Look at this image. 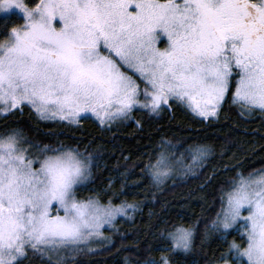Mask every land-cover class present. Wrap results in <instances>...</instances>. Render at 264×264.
Instances as JSON below:
<instances>
[{"label":"snow or ice","instance_id":"6c2138e0","mask_svg":"<svg viewBox=\"0 0 264 264\" xmlns=\"http://www.w3.org/2000/svg\"><path fill=\"white\" fill-rule=\"evenodd\" d=\"M13 9L24 23L0 43L5 113L28 105L42 118L76 123L91 112L104 124L136 106L157 112L171 99L207 118L217 114L230 87L234 101L264 112V0H35L31 7L0 0V13ZM121 68L144 81L143 103L138 84ZM25 143L31 144L15 131L0 137V264L30 257L69 264L67 257L92 251L104 225L133 206L78 201L76 187L91 175L92 158L63 145H31L33 155ZM161 147L142 169L157 189L180 164L174 145ZM187 151L202 165L210 149ZM182 171L195 174L191 165ZM226 196V208L203 233L198 221L174 225L167 250L190 252L196 239L226 233L243 220L246 247L230 245L234 264H264V174H238ZM161 261L169 264L167 257Z\"/></svg>","mask_w":264,"mask_h":264},{"label":"trees","instance_id":"16d2710c","mask_svg":"<svg viewBox=\"0 0 264 264\" xmlns=\"http://www.w3.org/2000/svg\"><path fill=\"white\" fill-rule=\"evenodd\" d=\"M23 2L31 7L35 0ZM21 24L15 13L0 16V43L11 27ZM234 91L230 87L217 114L207 118L175 100L157 112L136 106L126 116L104 124L88 117L76 123L43 122L25 108L0 115V135L19 131L31 142L26 149L33 155L36 149L31 145H63L92 158L91 175L76 187L77 200L133 206L128 219L117 222L115 232H107L112 238L107 253L98 248L77 254L67 257L69 264H142L160 262L161 257H167L170 264L230 260V245L242 241L233 231L214 234L203 242L196 239L187 253L167 250V232L174 225L187 227L198 221L196 227L203 233L205 225L216 220L238 174L248 177L264 170V112H249L248 106L234 101ZM165 142L175 146V160L180 164L157 189L148 184L142 169L150 158L155 162ZM190 146L210 149L202 165L193 164L187 151ZM189 165L195 174L184 176L182 170ZM24 264L41 262L30 257Z\"/></svg>","mask_w":264,"mask_h":264},{"label":"rangeland","instance_id":"374dc122","mask_svg":"<svg viewBox=\"0 0 264 264\" xmlns=\"http://www.w3.org/2000/svg\"><path fill=\"white\" fill-rule=\"evenodd\" d=\"M21 2L22 3H24L23 2V0H21ZM10 13H15V14H17L18 16H20L21 17V20H22V24L24 23V20H23V18H22V13H20L19 12V10H16V9H13L12 10V12H10ZM10 13H0V16H4V15H9ZM21 24V25H22ZM58 26V25H57ZM158 48H160L161 50H163L164 49V47H166V44H164V43H158L157 45H156ZM102 54H104V55H107V51L106 50H103L102 49ZM121 71H124L127 75H129V76H132V78L134 79V81L138 84V86H139V89H140V102L141 103H143V91H144V88H145V83H144V81L142 80V79H139L138 78V76L136 75V74H134L133 73V71L132 70H129V69H126V68H121ZM149 91H150V88H149ZM171 100V99H170ZM240 103H242L243 105H245L244 104V102L243 101H239ZM185 104L187 105V102H185ZM221 104V103H220ZM169 105V104H168ZM164 106V105H163ZM165 106H167V105H165ZM220 106V105H219ZM246 106V105H245ZM138 107H140V106H138ZM28 109L34 116H36L38 119H40V120H42L43 122H53V121H56V120H59V121H66V122H69V121H67V120H60L59 119V117H56V118H42L37 112H36V110L34 109V108H32L31 106H28V105H24V106H22V108H20V109H15V110H9V111H7V113H5L4 111H3V106H0V115H5V116H7V115H10V114H12L13 112L15 113V112H19L20 110H23V109ZM140 108H144V107H140ZM191 109V108H190ZM218 109V108H217ZM256 110H258V109H256ZM216 112H217V110H216ZM129 113V112H128ZM127 113V114H128ZM195 113V112H194ZM196 114V113H195ZM197 115V114H196ZM199 116V115H198ZM85 117H88V118H91V119H94L95 121H97V122H99V123H101L100 122V120H98L91 112H88V113H82L81 114V116L78 118V121L80 120V119H82V118H85ZM200 117H202V116H200ZM209 117H211V116H209ZM203 118H205V117H203ZM116 120V119H115ZM113 121V120H112ZM109 122H111V121H109ZM106 123H108V122H106ZM19 132V131H16V130H13V131H11V132H8V133H6V134H9V133H12V132ZM20 133V132H19ZM6 134H2V135H0V137H4ZM21 134V133H20ZM22 135V134H21ZM23 136V138H24V135H22ZM25 139V138H24ZM26 140L28 141V139L26 138ZM25 149L26 148H28V144L27 143H25V144H23L22 145ZM52 153H49V155H51ZM39 165H34V167H38ZM257 174H264V170H260V171H258V172H255V173H252L251 175H253V176H255V175H257ZM238 180V179H237ZM236 180V181H237ZM86 181V180H85ZM85 181L82 183V184H84L85 183ZM236 181H234V182H236ZM82 184H80V185H78L77 186V188L79 187V186H81ZM233 187H234V183H233V186H232V188H231V190L230 191H232V189H233ZM229 191V192H230ZM92 200H94V201H97L96 199H92ZM79 201V200H78ZM226 201H227V196H225V204H223V208H226V206H227V204H226ZM81 202V201H80ZM84 202H86V201H84ZM100 204H102V203H100ZM102 205H108V203L107 204H102ZM113 206V205H112ZM120 206V205H119ZM119 206H113V207H119ZM58 207V206H57ZM222 213V208H221V210H220V213L219 214H221ZM53 214H56V209H55V207L53 208ZM59 214H61V215H63V211L61 210L60 211V213ZM132 214V211L130 210V208H127L126 209V216H120V215H117V217H116V219H115V221L113 222V224L112 225H104V227L101 229V232H102V238H100V239H97L95 242H93L92 244H91V248H92V251H96L98 248H101V252H104V253H107L108 252V250H109V248L111 247V245H112V238L109 236V234L107 233V232H109V231H113V232H115L116 231V228H115V225H116V223L117 222H120L121 220H127L128 219V217L130 216ZM248 215V212L247 211H245V210H242V216H247ZM229 231H233V233H236L237 235H238V238H240L242 241H240L237 245H239L240 247H241V249H243L244 247H246V239H247V236H246V228L244 227V221L243 220H239V221H237V223H236V225H234L232 228H230L229 230H227V232H229ZM223 232V231H222ZM224 238H225V236H223ZM103 238H107V239H103ZM91 251V252H92ZM61 255H64L63 253H61ZM53 259H55V256H53ZM231 260V261H230ZM230 260H227L228 261V264H233L234 263V260H235V250H232V253H231V256H230ZM142 264H150V263H142ZM156 264H162V261H160V262H156ZM170 264V263H169ZM219 264H225V261H222L221 263H219Z\"/></svg>","mask_w":264,"mask_h":264}]
</instances>
